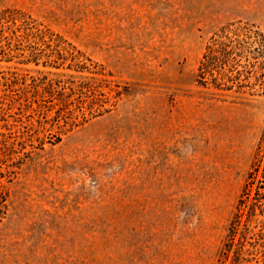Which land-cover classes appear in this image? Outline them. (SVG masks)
I'll return each instance as SVG.
<instances>
[{
	"label": "rangeland",
	"instance_id": "obj_1",
	"mask_svg": "<svg viewBox=\"0 0 264 264\" xmlns=\"http://www.w3.org/2000/svg\"><path fill=\"white\" fill-rule=\"evenodd\" d=\"M227 25L264 0H0V264H264V55L198 82Z\"/></svg>",
	"mask_w": 264,
	"mask_h": 264
},
{
	"label": "trees",
	"instance_id": "obj_2",
	"mask_svg": "<svg viewBox=\"0 0 264 264\" xmlns=\"http://www.w3.org/2000/svg\"><path fill=\"white\" fill-rule=\"evenodd\" d=\"M39 33L43 38V32ZM263 55V35L241 25L221 27L210 37L205 47L198 67V82L202 85H211L217 90H232L233 87L240 89L242 83L238 78L240 71L237 68L242 67L240 65H245L242 63H247L248 60ZM233 71L236 73L233 74ZM215 72L217 76H214ZM55 86L58 87V84ZM60 89L64 90L65 87ZM51 90L53 89L51 88ZM65 90H68V94H64V92L60 94L59 106L72 105V103L81 104L79 99L74 97L83 96L91 100L95 95L96 85L82 81L77 84L73 83ZM68 113H71V110Z\"/></svg>",
	"mask_w": 264,
	"mask_h": 264
}]
</instances>
